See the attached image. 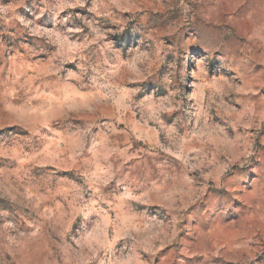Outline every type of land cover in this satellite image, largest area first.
Instances as JSON below:
<instances>
[{
  "label": "clouds",
  "instance_id": "9594fccd",
  "mask_svg": "<svg viewBox=\"0 0 264 264\" xmlns=\"http://www.w3.org/2000/svg\"><path fill=\"white\" fill-rule=\"evenodd\" d=\"M0 264H264V0H0Z\"/></svg>",
  "mask_w": 264,
  "mask_h": 264
}]
</instances>
